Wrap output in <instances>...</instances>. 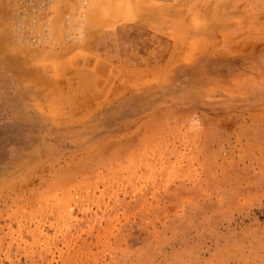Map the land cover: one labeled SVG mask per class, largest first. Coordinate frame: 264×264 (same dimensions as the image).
I'll return each mask as SVG.
<instances>
[{"label":"rangeland","instance_id":"rangeland-1","mask_svg":"<svg viewBox=\"0 0 264 264\" xmlns=\"http://www.w3.org/2000/svg\"><path fill=\"white\" fill-rule=\"evenodd\" d=\"M0 264H264V0H0Z\"/></svg>","mask_w":264,"mask_h":264},{"label":"bare ground","instance_id":"bare-ground-1","mask_svg":"<svg viewBox=\"0 0 264 264\" xmlns=\"http://www.w3.org/2000/svg\"><path fill=\"white\" fill-rule=\"evenodd\" d=\"M108 3V2H107ZM163 6H165V5H163ZM108 7V6H107ZM8 9H9V7H8ZM121 10V9H120ZM5 11V10H4ZM121 12V11H120Z\"/></svg>","mask_w":264,"mask_h":264}]
</instances>
